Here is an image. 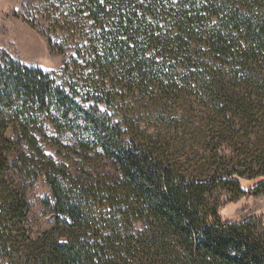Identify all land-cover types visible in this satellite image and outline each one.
I'll use <instances>...</instances> for the list:
<instances>
[{"label": "trees", "instance_id": "trees-1", "mask_svg": "<svg viewBox=\"0 0 264 264\" xmlns=\"http://www.w3.org/2000/svg\"><path fill=\"white\" fill-rule=\"evenodd\" d=\"M25 1L66 58L0 50V264H264V227L219 214L264 195V0Z\"/></svg>", "mask_w": 264, "mask_h": 264}, {"label": "rangeland", "instance_id": "rangeland-1", "mask_svg": "<svg viewBox=\"0 0 264 264\" xmlns=\"http://www.w3.org/2000/svg\"><path fill=\"white\" fill-rule=\"evenodd\" d=\"M25 0H0V50L6 51L14 59L32 67H38L59 79L65 55L59 54L49 46V37L42 26L28 22ZM56 139L47 140V152L58 161H66L68 150L57 145ZM13 137V134H9ZM53 144V145H52ZM65 157V158H64ZM255 182L242 180V186L249 191ZM26 196L30 203L28 227L33 238H37L53 225V213L47 203L54 201L51 187L45 177L28 181ZM219 214L224 221L241 223L255 220L264 227V195L249 194L236 201H223Z\"/></svg>", "mask_w": 264, "mask_h": 264}, {"label": "water", "instance_id": "water-1", "mask_svg": "<svg viewBox=\"0 0 264 264\" xmlns=\"http://www.w3.org/2000/svg\"><path fill=\"white\" fill-rule=\"evenodd\" d=\"M52 222H54V219L52 220Z\"/></svg>", "mask_w": 264, "mask_h": 264}]
</instances>
